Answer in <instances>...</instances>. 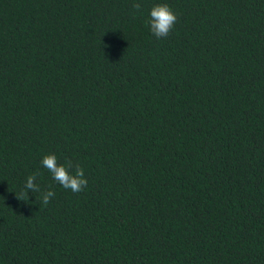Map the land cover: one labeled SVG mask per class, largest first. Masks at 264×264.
<instances>
[{
  "label": "trees",
  "instance_id": "trees-1",
  "mask_svg": "<svg viewBox=\"0 0 264 264\" xmlns=\"http://www.w3.org/2000/svg\"><path fill=\"white\" fill-rule=\"evenodd\" d=\"M0 264H264V0H0Z\"/></svg>",
  "mask_w": 264,
  "mask_h": 264
},
{
  "label": "clouds",
  "instance_id": "clouds-1",
  "mask_svg": "<svg viewBox=\"0 0 264 264\" xmlns=\"http://www.w3.org/2000/svg\"><path fill=\"white\" fill-rule=\"evenodd\" d=\"M141 3L134 2L132 9L134 12H140ZM178 20L177 13L167 3L155 4L149 10V18L146 21L152 35L157 39L167 38L173 31ZM41 166L51 174L52 179L66 190L73 193L84 191L88 185V179L85 176L83 167L79 164H73L71 160L63 164L58 163V158L54 153L46 154L41 160ZM39 173H34L26 178L21 195L18 200L28 202L29 193H38L43 205H48L55 197L56 193L49 189L44 191L37 182Z\"/></svg>",
  "mask_w": 264,
  "mask_h": 264
}]
</instances>
